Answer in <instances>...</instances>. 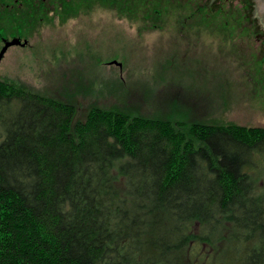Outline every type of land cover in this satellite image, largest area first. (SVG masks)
Listing matches in <instances>:
<instances>
[{
  "label": "trees",
  "instance_id": "obj_1",
  "mask_svg": "<svg viewBox=\"0 0 264 264\" xmlns=\"http://www.w3.org/2000/svg\"><path fill=\"white\" fill-rule=\"evenodd\" d=\"M34 89V88H33ZM0 80V264H264V129L130 117ZM203 264V263H202Z\"/></svg>",
  "mask_w": 264,
  "mask_h": 264
},
{
  "label": "water",
  "instance_id": "obj_2",
  "mask_svg": "<svg viewBox=\"0 0 264 264\" xmlns=\"http://www.w3.org/2000/svg\"><path fill=\"white\" fill-rule=\"evenodd\" d=\"M0 70L264 120V0H0Z\"/></svg>",
  "mask_w": 264,
  "mask_h": 264
},
{
  "label": "rangeland",
  "instance_id": "obj_3",
  "mask_svg": "<svg viewBox=\"0 0 264 264\" xmlns=\"http://www.w3.org/2000/svg\"><path fill=\"white\" fill-rule=\"evenodd\" d=\"M0 80L14 83L23 84L33 91L38 92V94L43 95L53 99L54 101H60L64 104H71L74 106V117L71 122V130H75V124L84 121L88 112L91 108L102 107L107 110H114L118 112H124L130 117H146L151 119L168 120L175 127L181 129H187L188 126L193 124H207L216 126H239L247 128H262L264 129V120L258 118L249 117H238L229 116L224 114H214L205 112H195L191 110H181V109H171V108H161L153 107L146 104H140L137 102H131L124 99H117L114 97H108L102 94H96L93 92H85L79 89H73L70 87H64L57 84H51L47 82H41L38 80H31L25 77H19L13 74H8L0 70ZM261 188H264V179L260 181ZM208 248H204V251L195 250L191 256V264H206V259H208L209 253Z\"/></svg>",
  "mask_w": 264,
  "mask_h": 264
}]
</instances>
